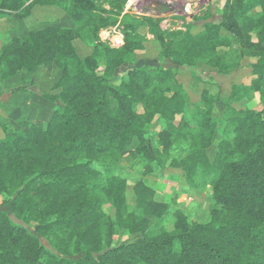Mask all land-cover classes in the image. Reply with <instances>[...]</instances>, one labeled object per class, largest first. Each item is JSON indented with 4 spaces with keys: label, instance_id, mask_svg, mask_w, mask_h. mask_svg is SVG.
I'll return each instance as SVG.
<instances>
[{
    "label": "trees",
    "instance_id": "1",
    "mask_svg": "<svg viewBox=\"0 0 264 264\" xmlns=\"http://www.w3.org/2000/svg\"><path fill=\"white\" fill-rule=\"evenodd\" d=\"M29 1L0 0V11L25 17L35 5L71 8L65 13L72 27H42L10 39L0 51L6 79L41 66L61 73L60 93L45 94L60 100L46 130L6 132L0 139L2 205L23 223L0 211V264H264V0H228L220 22L180 41L169 39L159 20L129 22L127 0H32L25 6ZM118 24L123 45L114 49L99 33ZM146 27L156 33L161 59L184 68L204 61L221 75L238 64L225 63L216 50L229 47L230 39L238 42L242 57L255 60L250 85L234 87L226 101L202 91V107L194 111L176 74L162 67L131 68L113 85L117 69L135 62L139 29ZM76 39L92 48L83 60ZM239 89L256 94L262 110L233 109ZM217 103L225 109V138L218 142ZM156 123L163 127L153 141L148 131ZM134 140L143 170L132 187L130 212L126 181L113 171ZM165 168L180 169L189 189H212L221 208H213L208 223L157 200L143 182ZM149 216H170L172 229L148 226ZM31 223L34 230L26 227ZM120 231L140 236L113 247Z\"/></svg>",
    "mask_w": 264,
    "mask_h": 264
},
{
    "label": "rangeland",
    "instance_id": "2",
    "mask_svg": "<svg viewBox=\"0 0 264 264\" xmlns=\"http://www.w3.org/2000/svg\"><path fill=\"white\" fill-rule=\"evenodd\" d=\"M60 2H63V0ZM103 2L101 4L105 5ZM227 2L228 0H127L123 7V14L128 17L131 23L142 17L154 21L159 20L160 30L165 32L169 39L180 41V39L197 37L203 34L204 27L207 24L220 22ZM70 6L71 4L67 5V7ZM69 10L72 12L71 8L64 9L58 6L36 8L34 15L29 20L30 23L33 22L31 23L34 25L33 31L50 26L56 28L72 27V22L65 13V11L70 12ZM122 30L123 24L102 30L99 33V39L101 42L108 43L111 48L118 49L123 45ZM139 34L142 49L136 52L135 62L117 69L111 79V83L115 86L120 84V79L126 77L131 68L162 67L176 74L177 82L183 86L190 98V109L194 111L202 107L200 98L202 91H206L211 97H219L220 100L226 101L233 92L234 87L244 88L250 85L252 80L251 65L255 60L242 57L240 44L232 39H230L229 47H220L216 50V54L221 55L225 63L238 64V68L229 76H222L216 73L215 69L207 66L204 61L198 62L193 68L171 65L169 60L161 59V46L156 39V33H153L151 28H141ZM221 34L229 36L224 31ZM253 40L256 41L254 37ZM73 46L77 56L82 60L92 53V48L79 39L73 41ZM17 73L9 79L3 77L4 73H0L2 94L7 95L9 98L14 95L6 107L5 115L0 119V138H4L6 132L12 135L15 131L28 132L29 128L33 130L34 134H38L41 130L45 131L54 109L60 105V100L53 102L45 97V94L56 96L60 93V89L56 88V85L60 80L61 73L56 67L41 66L31 73L25 70L23 74L17 75ZM236 93L238 100L230 105L233 109L262 110V105L256 94H250L240 89ZM224 110L222 103H217L213 107V116L217 123L216 142L225 138L222 132L224 128L222 113ZM37 124H41V127ZM162 127V125L156 123L149 129V136L153 141L157 139L156 134L161 131ZM137 145L138 142L134 140L130 148L118 160L113 171V174L126 181V202L130 212L134 211L135 206L132 187L143 170V162L136 157L134 152ZM215 152V145L208 150L210 161L214 159ZM143 182L151 188L155 187L153 189L157 193V200L169 206L175 204L193 222L208 223L213 208H221L219 201L214 198L211 188L189 189L185 185L184 174L180 169H162L158 174L144 178ZM2 204L3 200L0 197V211L6 212L16 224L23 226V223L18 221L10 212L9 206H3ZM103 210L114 217V211L109 207L103 208ZM147 221L150 227L161 226L172 229V218L170 216L162 218L149 216ZM26 227L34 230L35 223L28 224ZM139 236V234L120 231L114 237L112 246L132 243Z\"/></svg>",
    "mask_w": 264,
    "mask_h": 264
},
{
    "label": "crops",
    "instance_id": "3",
    "mask_svg": "<svg viewBox=\"0 0 264 264\" xmlns=\"http://www.w3.org/2000/svg\"><path fill=\"white\" fill-rule=\"evenodd\" d=\"M32 0L27 2L25 6H27ZM36 8H52V6H33L30 9V12L27 16L21 17L17 12H1L0 11V51L4 44H6L7 40L16 37H24L29 32L33 31L34 25L30 23V19L34 15ZM31 16V17H30ZM35 30V29H34ZM5 42V43H4ZM24 70L19 71L18 74H23ZM221 75V74H219ZM229 76V75H222ZM249 86V85H248ZM183 87V86H182ZM247 87V86H246ZM2 84L0 83V119L5 115L6 107L9 101L12 99L14 95H11V98L7 97V95H3ZM5 96V97H4ZM3 138V137H2ZM0 138V139H2ZM214 147V146H213ZM155 188V187H153Z\"/></svg>",
    "mask_w": 264,
    "mask_h": 264
}]
</instances>
